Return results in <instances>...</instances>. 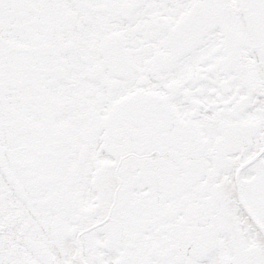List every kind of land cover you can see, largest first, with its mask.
<instances>
[{"label": "snow or ice", "instance_id": "snow-or-ice-1", "mask_svg": "<svg viewBox=\"0 0 264 264\" xmlns=\"http://www.w3.org/2000/svg\"><path fill=\"white\" fill-rule=\"evenodd\" d=\"M0 264H264V0H0Z\"/></svg>", "mask_w": 264, "mask_h": 264}]
</instances>
